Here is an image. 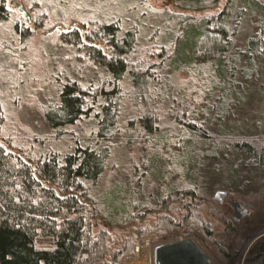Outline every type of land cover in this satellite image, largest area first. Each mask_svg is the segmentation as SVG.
I'll return each mask as SVG.
<instances>
[{
	"label": "trees",
	"instance_id": "16d2710c",
	"mask_svg": "<svg viewBox=\"0 0 264 264\" xmlns=\"http://www.w3.org/2000/svg\"><path fill=\"white\" fill-rule=\"evenodd\" d=\"M184 1L185 9L198 10L216 7L221 0ZM202 2L205 5L192 6ZM8 13L0 0V22ZM254 19L258 29L245 41H237L242 25ZM81 23L69 25L62 39L84 52L89 64L99 66L101 77L86 85L76 78L61 83L57 99L44 104L51 132L33 136L35 151L0 135V264H120L124 256L134 253L143 233L173 228L183 221L204 233L221 261L228 259L231 245L226 239L236 233V226L210 196L211 181L200 168L214 164V176L221 153L225 157L229 151L240 154L242 158H232L229 170L222 172L227 184L220 185L232 189L245 184L236 179L239 166L252 176L264 167V134L238 135L223 124L233 108L244 103L246 85L259 74L264 56V0H225L219 10L179 20L174 43L162 44L158 49L163 51L154 58L145 52L139 56L145 49L137 44L139 27L135 23L124 27L121 16ZM35 24L42 25L39 19ZM27 32L33 34L25 27L22 36ZM196 59L208 62L211 70L210 122L189 120L186 110L174 114L187 132L183 148L176 152L179 157L173 170L178 176L159 186L160 192L153 190L146 174L156 181L161 171L153 152L147 155L145 175L136 173L127 181L118 178L103 185L113 159L112 140L126 121L137 119V125L127 127L128 139L140 131L156 147L163 145L168 132L161 131L160 104L173 99L171 76L193 68ZM127 109L135 115L124 120ZM86 117L96 125L91 134L94 141H75L71 149L57 146L69 145L68 128ZM5 118L0 101V133ZM218 226L223 229L217 231ZM39 239L51 242L40 245ZM246 264H264V240L253 247Z\"/></svg>",
	"mask_w": 264,
	"mask_h": 264
},
{
	"label": "rangeland",
	"instance_id": "374dc122",
	"mask_svg": "<svg viewBox=\"0 0 264 264\" xmlns=\"http://www.w3.org/2000/svg\"><path fill=\"white\" fill-rule=\"evenodd\" d=\"M184 2V0H4L9 13L7 19L0 22V101L3 104L6 118L1 126L0 135L4 134L6 139L30 146L35 151L37 143L33 136L35 134L46 136L51 132L45 123L44 104L57 99L61 83L66 79L76 78L86 85L90 81L98 80L103 74L99 66H93L85 61L84 52L72 48L63 41L61 36L63 31L70 30L71 26L73 27L76 23L80 24L82 21L90 24L100 19L108 20L115 16H121L124 27L131 23H135L139 27L137 44L143 49L145 48L139 56L145 52L146 55L153 57L154 54L163 51L158 49L162 44L174 43L173 38L179 20L219 10L225 0H221L216 7L198 10L185 9ZM15 3H20L27 8L33 19L32 25H29L26 17ZM201 4L192 6L205 5L204 2ZM38 19L42 23L41 26L35 24ZM72 21L76 23L71 25ZM57 23L64 25L62 30L45 31ZM16 24L19 27L18 30L15 29ZM25 27H30L33 34L27 32V35L22 36ZM257 29L255 19L252 22L246 21L236 40L245 41V37ZM104 49L107 50L105 45ZM195 62L196 65L188 71L175 73L171 76L174 85L173 99L169 103L160 104V106L162 105L161 131L168 132L163 138V145L156 147L157 144L144 139L140 131H135L132 139H128L127 132L129 130L127 127L133 122L137 125V119L126 121L122 131L112 140L113 159L104 175L103 185H108L118 178L127 181L131 177L133 178L136 173L145 175L149 170L147 155L153 152H156L157 161L161 167L156 181L151 179V175L149 177V174H146L147 181L153 182V185H150L152 189L154 188L153 190L160 192L159 186L164 182L172 183L178 176L173 170L174 166H177L176 158L179 157V153L176 152L183 148L187 132L182 123H177L174 114L178 110H186L189 120L203 124L210 122L207 106L212 98L209 88V80L212 77L211 70L208 68V62L199 59H196ZM246 87L249 90L245 93L244 89V103L236 105L223 124L238 135L258 137L264 134V97L262 93L264 91V56L261 60L258 77ZM128 110L123 117L124 120L128 115H135L133 114L135 112ZM95 127L92 118H83L67 130L71 143L69 145L58 143L57 146L71 149L75 145V141L81 140L82 143L94 141L91 134ZM215 127L216 121L211 124L213 130ZM14 148L19 150V147ZM232 158L237 160L242 157L235 151H229L226 157L221 153L219 168L214 176L211 174L214 164L208 162L200 168V171L206 174V178L211 181V187H207L210 196L214 195L216 189L229 191V196L225 201H218L221 203L223 214L231 218L236 226V233L229 235L226 239L229 240L227 243L231 245V254L228 259L221 261L213 243L196 226L186 221L173 228L156 230L169 231L168 239H175L189 233L187 230L191 227L194 235L202 238L205 251L216 264H246L253 247L264 240V167L259 175L252 176L248 169L239 166L240 171L236 175V179L245 184L242 187L238 184L237 188L228 189L221 186L220 183L226 182L222 174L229 170L230 164H233ZM218 184L221 187H216ZM204 185L208 184L204 182ZM233 185L237 184L233 183ZM232 197L248 206L252 210V215L235 221L233 219L234 209L230 204ZM220 227H217V231L223 229ZM152 232L143 233L141 236ZM49 242L51 241L48 239L38 240L40 245H47Z\"/></svg>",
	"mask_w": 264,
	"mask_h": 264
},
{
	"label": "water",
	"instance_id": "95a60500",
	"mask_svg": "<svg viewBox=\"0 0 264 264\" xmlns=\"http://www.w3.org/2000/svg\"><path fill=\"white\" fill-rule=\"evenodd\" d=\"M15 5L26 17L27 22L31 24L33 19L27 8L20 3H15ZM61 28L62 24L57 23L46 32H53ZM228 196L229 191L226 189H216L213 195L214 199L219 202L225 201ZM230 204L234 209L233 219L235 221L252 215V210L240 200L232 197ZM134 253H139L138 244L135 245ZM153 259L154 264H216L212 257L191 238L168 240L157 244L154 247Z\"/></svg>",
	"mask_w": 264,
	"mask_h": 264
},
{
	"label": "built area",
	"instance_id": "2783aa9c",
	"mask_svg": "<svg viewBox=\"0 0 264 264\" xmlns=\"http://www.w3.org/2000/svg\"><path fill=\"white\" fill-rule=\"evenodd\" d=\"M168 232L169 231L159 230L141 236L137 242L139 245V253L124 256L120 264H154V247L157 244L168 240L191 238L205 251L202 238L195 236L191 227L187 230L189 233L175 239H168Z\"/></svg>",
	"mask_w": 264,
	"mask_h": 264
}]
</instances>
